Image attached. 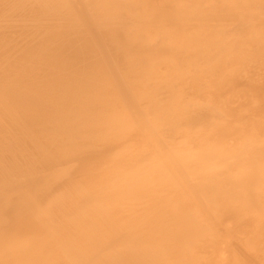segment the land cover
Returning <instances> with one entry per match:
<instances>
[{
    "label": "bare ground",
    "instance_id": "bare-ground-1",
    "mask_svg": "<svg viewBox=\"0 0 264 264\" xmlns=\"http://www.w3.org/2000/svg\"><path fill=\"white\" fill-rule=\"evenodd\" d=\"M0 264H264V0H0Z\"/></svg>",
    "mask_w": 264,
    "mask_h": 264
}]
</instances>
